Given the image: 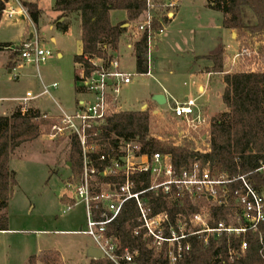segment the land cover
I'll return each instance as SVG.
<instances>
[{
    "label": "trees",
    "instance_id": "trees-1",
    "mask_svg": "<svg viewBox=\"0 0 264 264\" xmlns=\"http://www.w3.org/2000/svg\"><path fill=\"white\" fill-rule=\"evenodd\" d=\"M207 6L223 13L222 27L249 35L264 42V0H206ZM29 15L35 24L39 23L43 13L36 0H25ZM167 0H154L153 5L147 0H55L54 10L60 17L75 14L80 17L82 26V53L74 57L76 64H83L86 72L92 64L84 57L108 60L118 49L121 38L128 30L126 22H137L144 14H151L153 20L135 42L136 71L138 74L149 72V37L164 29L169 15H163ZM4 2L0 0V22ZM125 11L127 19L114 24L112 11ZM70 23L57 22V27L68 31ZM240 37V36H239ZM0 44V50L3 48ZM225 46L218 45L207 55L212 61L209 72L224 73L225 89L222 96L228 108L210 124L208 146L197 144L196 138H166L151 133V110H121L112 114L107 122L95 129L102 145H115L120 139L137 140L142 145L141 153L152 156L156 152L171 153L175 167L180 170L190 167L196 159L203 165L209 164L213 173H226L230 177L245 176L256 188H264V176L257 168L264 162V45L261 48V63L256 69L227 72L225 69ZM80 79V76H77ZM43 112L28 106L22 112L18 105L10 115H0V231L8 230V218L3 210L9 205L14 187L17 185L16 172L10 168V158L23 143L31 142L40 136L44 125L51 131L56 118L45 119ZM72 170L77 175L83 173V151L76 136H70ZM107 147H101L106 152ZM93 157L97 154L93 153ZM103 170L104 165L97 161ZM102 181H110L100 176ZM135 190L143 191L150 187V174L147 172L132 175ZM229 202L227 204L202 200L211 206L214 223L224 221L235 223L236 195L234 186L241 181L230 184ZM148 204L152 214L168 212L176 225L178 216L190 215L200 210L188 193L173 188L166 194L162 190H147L141 196ZM140 211L135 200H129L120 215L107 227V234L119 240L120 251L125 248L138 250L139 264H171L167 255V246L156 251L149 246L143 231L135 235L140 226ZM194 234L188 238L190 250L174 264H264V222L256 231L244 235H210ZM248 242V248L241 249L242 242ZM90 264H112L106 258L90 259ZM58 250L47 249L30 257L29 264H58Z\"/></svg>",
    "mask_w": 264,
    "mask_h": 264
},
{
    "label": "rangeland",
    "instance_id": "rangeland-1",
    "mask_svg": "<svg viewBox=\"0 0 264 264\" xmlns=\"http://www.w3.org/2000/svg\"><path fill=\"white\" fill-rule=\"evenodd\" d=\"M54 3L55 0H39L43 13L38 24L31 18L14 22L5 16L0 22V44L14 45L24 39L25 33L36 30L42 35L45 46L52 51V56L45 64L39 67L32 65L28 76L21 69L20 78L14 80L13 74H8V70L18 66L20 62L11 50H0V98L22 96L28 90L37 93L41 90L42 82L47 85L57 83L58 87L51 89L53 98L45 96L37 100L41 110L48 111L51 115L61 113L56 101L66 112H72L76 109L77 102L86 97L81 81L77 78L80 68L74 60L82 48L80 17L70 14L66 18H59L60 13L54 10ZM171 10L172 7H168L166 3L163 15L169 14ZM148 14H144L137 22L125 23L129 24L126 27L130 31L121 38L117 49L116 56L126 70L133 74L132 83L122 89V109H138L144 102L150 103L151 107L145 106L140 110L152 111L154 107L168 109L151 114L152 134L163 139L196 138L198 145L208 146L212 119L228 110L216 94L217 90L221 92L222 82L218 76L214 77V91L201 94L197 79L186 73L182 74V70L186 65H193L195 54H211L221 44L223 13L209 8L206 0H183L176 19L164 34L156 36L151 42L153 48L150 54V72L138 74L135 57L129 55L125 45L139 39L142 33L139 26L146 22ZM125 15V11H113L111 20L117 23L125 21ZM58 21L70 23L68 31L59 29ZM224 43L227 72L256 69L260 66L259 57L264 42L248 34L238 35L235 31L234 39L228 35ZM156 44L160 47L159 53L154 50ZM237 54L239 56L236 57ZM152 65L156 68L153 69ZM167 68L174 70L175 74L162 76L160 71ZM165 78L170 81L172 93L168 95L165 104H156L150 92L161 90ZM185 94L196 99L198 107L209 100L211 109L216 111L200 130H194L185 119L174 117L170 111L177 102L185 101ZM14 103L10 99H0V115L13 112ZM35 103L36 101H29L25 105L33 106ZM72 167L69 137H52L51 131L44 125L37 139L23 143L14 151L10 158V168L16 172L17 185L9 205L2 211L8 218V230L0 231V264H29L31 256L47 249L59 251L58 264H90L87 252L94 246V240L89 235L75 233L87 228L88 213L84 202L73 199L82 174L77 175ZM194 202L200 207L211 206L202 200Z\"/></svg>",
    "mask_w": 264,
    "mask_h": 264
},
{
    "label": "built area",
    "instance_id": "built-area-1",
    "mask_svg": "<svg viewBox=\"0 0 264 264\" xmlns=\"http://www.w3.org/2000/svg\"><path fill=\"white\" fill-rule=\"evenodd\" d=\"M2 1V18L5 16L14 22L23 19L22 17L30 18L25 0ZM147 1L153 5L154 0ZM152 20L153 16L148 14L146 22L139 28L143 31L150 27ZM154 35L149 37V71L150 44ZM42 38L35 30L22 41L2 47L11 50L20 62L12 69L14 80L20 78V70L24 66L39 67L52 56V51L45 46ZM84 58L93 66L87 73L83 64H79V80L86 97L78 101L72 112L60 108L61 113L57 116L48 112L42 114L45 119L56 118L51 128L52 137L76 136L82 147V180L76 186L73 199L86 204L88 225L86 229L75 233L91 236L94 246L101 251V257L110 260L112 264H139L138 250L125 248L120 251L117 237L107 234L108 225L120 215L125 204L129 200H135L140 211V226L134 231L135 235L143 231L144 238L149 240V246L158 252L167 246L168 258L174 264L190 250L188 238L191 235L206 233L207 241L210 235L228 233L239 236L259 229L264 222V188H256L245 176L230 177L226 173H213L210 165H203L200 159H196L190 167L178 170L171 153L156 152L152 156L143 154L142 145L137 140L120 139L115 145H107L106 152H102L101 147L107 143L102 145L98 133L93 131L104 125L112 114L123 110L122 89L132 83L133 74L124 69L115 54L108 60L88 56ZM57 87V83L43 84L39 92L29 90L25 95L15 96L12 100L21 103L22 112H25L28 107L25 103L45 96L53 98L51 89ZM172 110L176 117L185 119L196 131L202 129L209 120L197 106L196 99L188 98L177 102ZM93 153L97 154L96 158L92 156ZM97 161L104 165L103 170L99 168ZM257 171L264 176V162ZM141 172L150 174V187L147 190H162L169 194L176 187L188 193L193 201L212 200L223 204L229 202L230 184L241 181L240 186L232 185L236 195V222L214 223L211 207L208 205L200 207L198 212L190 215L180 214L176 225L168 212L152 214L147 202L141 197L147 190L136 191L135 182L132 180L133 174ZM100 176L111 180L102 181ZM247 248L248 242L244 240L241 249L244 251Z\"/></svg>",
    "mask_w": 264,
    "mask_h": 264
},
{
    "label": "crops",
    "instance_id": "crops-1",
    "mask_svg": "<svg viewBox=\"0 0 264 264\" xmlns=\"http://www.w3.org/2000/svg\"><path fill=\"white\" fill-rule=\"evenodd\" d=\"M29 1H32V0H29ZM38 3H39V0H36ZM182 1L183 0H167V4H168V7H172V10L169 12V21H168V23L164 26V30H163V32H161V33H157V34H155L154 36H153V38L151 39V42H152V40L156 37V36H161L162 34H164L165 33V30L169 27V25L170 24H172V22L176 19V17H177V13H178V10H179V7H180V5H181V3H182ZM170 4H172L171 6H170ZM206 5H207V2H206ZM113 12V11H112ZM111 12V13H112ZM64 18H66V17H64ZM124 18L126 19L127 18V14L124 16ZM61 20H63V18L61 19ZM114 24H116L117 22H113ZM124 27H126V26H129V24H124L123 25ZM80 27H81V35H82V26H81V20H80ZM130 30H129V28H128V30L126 31V33L123 35V37L124 36H126L127 34H128V32H129ZM32 33V32H31ZM31 33H25V37L24 38H27L28 36H30L31 35ZM230 36V38H233L234 39V36H235V31L234 30H231V29H225L224 28V31H223V37H224V39H223V37H222V39H221V43H223L224 44V46H226V43H224V41L226 40V37L227 36ZM52 40L53 41H55V38H52ZM135 42L136 41H134V43L133 42H127L126 43V45H125V50L129 53V55L131 56H133V57H135V66H136V56H135V52H134V46H135ZM81 47H82V42H81ZM155 48H154V50H155V52L156 53H159V51H160V47H159V45L158 44H156V46H154ZM152 48H153V45H151L150 44V54H151V52H152ZM216 48V47H215ZM226 49V48H225ZM117 52H118V50H116L115 52H114V54L115 55H117ZM82 53V48H81V52H80V54ZM15 55V54H14ZM61 54L59 53V56H60ZM207 55H209V54H207ZM207 55H203V54H195V62H193V65H186L184 68H183V70H182V74L183 73H186V74H188L189 76H192V77H195L196 79H197V81L199 82L198 83V91L201 93V94H209L210 92H212V91H214L213 90V88H212V85H213V83L215 82V80L216 79H214V77H216V76H218L219 77V80H220V82H222V85H221V92L220 91H218L217 90V92H216V94H217V96L218 97H220L221 98V100H222V102H223V99H222V95H223V91H224V89H225V83H224V80H223V76H224V73H216V72H209V68L212 66V61L211 60H209L208 58H205ZM199 61L201 62V63H199ZM203 61L205 62V63H203ZM122 63V62H121ZM78 66H79V64H77ZM31 66L32 65H26V66H24L23 68H22V70H24V72H25V75L26 76H28V75H30V70H31ZM122 66L124 67V69L126 70V68H125V66L123 65V63H122ZM79 68H80V66H79ZM152 68L153 69H155L156 67L154 66V65H152ZM150 70H151V68H150ZM128 71V70H127ZM150 72V71H149ZM148 72V73H149ZM12 73V69L10 68L9 70H8V74H10V75H12L11 74ZM160 74H162V76H164V77H167V76H171V75H173V74H175V72H174V70H171V69H169V68H167V70H162V71H160ZM13 77V76H12ZM205 81V82H204ZM169 79H167V78H165L164 79V84H162V89L161 90H153V91H151L150 93H151V95H154V94H157V93H163L165 96H166V99H167V101H168V95H171V93H172V91H171V89H170V87H169ZM43 84H45L44 82H42V85ZM42 88V87H41ZM40 88V89H41ZM29 91V90H28ZM84 93V92H83ZM5 99H10V100H12V98L13 97H4ZM188 98H190V94H185V96H184V99L186 100V99H188ZM0 99H2V98H0ZM83 98H81L79 101H81ZM190 99H193V98H190ZM38 100H40V99H38ZM153 100V99H152ZM34 101H36V103L33 105L34 107H36V108H38V109H40L41 110V108L38 106V104H37V100H34ZM154 101V100H153ZM78 103V102H77ZM154 103H156L157 104V102L155 101ZM16 104V105H15ZM18 105H22L21 103H19V102H16L15 101V103H14V108H16ZM56 105L58 106V108L60 109V108H62L61 107V105L56 101ZM223 105H224V103H223ZM147 107V108H149V107H151V104L150 103H147V102H144L141 106H140V108H138V109H123V110H140V109H142L143 107ZM173 108V107H172ZM172 108L170 109V111L172 112V114H173V116L174 117H176L175 115H174V113H173V110H172ZM204 113H205V115L208 117V119H209V117H211L212 116V114H214V112H216V111H213L212 109H211V103H210V101L209 100H207V102L203 105V106H201V107H199ZM63 109V108H62ZM61 110V109H60ZM64 110V109H63ZM162 110H168V109H158V107H154L153 109H152V112H153V114H158L159 112H161ZM12 111V110H11ZM42 111V110H41ZM42 112H48V111H42ZM12 113V112H11ZM11 113H9L8 115H10ZM49 113V112H48ZM57 115H59V114H55L54 116H57ZM177 118H179V117H177ZM180 119H182V118H180ZM91 259V258H90Z\"/></svg>",
    "mask_w": 264,
    "mask_h": 264
},
{
    "label": "water",
    "instance_id": "water-1",
    "mask_svg": "<svg viewBox=\"0 0 264 264\" xmlns=\"http://www.w3.org/2000/svg\"><path fill=\"white\" fill-rule=\"evenodd\" d=\"M22 18L24 19L25 17H22ZM152 99L160 105H163L167 102L166 96L163 93L154 94L152 96ZM87 254H88V257L91 259L101 258L102 256L100 249L95 246H91L88 249Z\"/></svg>",
    "mask_w": 264,
    "mask_h": 264
}]
</instances>
